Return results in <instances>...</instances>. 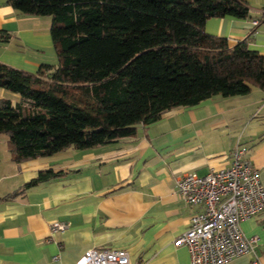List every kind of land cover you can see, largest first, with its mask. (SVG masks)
Here are the masks:
<instances>
[{
	"label": "crops",
	"instance_id": "obj_1",
	"mask_svg": "<svg viewBox=\"0 0 264 264\" xmlns=\"http://www.w3.org/2000/svg\"><path fill=\"white\" fill-rule=\"evenodd\" d=\"M247 1L250 17H212L205 30L233 45L256 29L249 47L264 54V25L252 23L263 16L264 0ZM51 23L50 16L23 14L0 0V29L12 35L0 43V61L33 73L56 64ZM2 98L16 102L19 95L0 87ZM237 146L264 185V88L168 110L116 142L19 163L0 134V264H77L93 248L126 249L132 264H191L188 248L174 240L203 208L181 198L178 180L229 167ZM49 168L65 173L24 188ZM56 221L66 228L53 231ZM241 227L259 243L255 253L228 264H264V210Z\"/></svg>",
	"mask_w": 264,
	"mask_h": 264
},
{
	"label": "trees",
	"instance_id": "obj_2",
	"mask_svg": "<svg viewBox=\"0 0 264 264\" xmlns=\"http://www.w3.org/2000/svg\"><path fill=\"white\" fill-rule=\"evenodd\" d=\"M50 16L57 63L35 73L0 61V134L16 162L88 149L137 133L168 110L264 88V54L250 36L209 34L212 17L247 18V0H7ZM255 28L264 25L260 17ZM12 35L0 29V43ZM39 171L24 188L64 175Z\"/></svg>",
	"mask_w": 264,
	"mask_h": 264
},
{
	"label": "built area",
	"instance_id": "obj_3",
	"mask_svg": "<svg viewBox=\"0 0 264 264\" xmlns=\"http://www.w3.org/2000/svg\"><path fill=\"white\" fill-rule=\"evenodd\" d=\"M256 25L258 20H252ZM237 146L229 167L213 169L205 175L187 172L178 180V192L189 204L202 210L193 214L189 228L174 240L186 246L191 264H228L234 258L255 253L259 236H247L243 220L264 210V185L259 170L244 157ZM52 230H64L66 224L53 222ZM55 256L54 259H57ZM77 264H132L126 249L93 248Z\"/></svg>",
	"mask_w": 264,
	"mask_h": 264
},
{
	"label": "rangeland",
	"instance_id": "obj_4",
	"mask_svg": "<svg viewBox=\"0 0 264 264\" xmlns=\"http://www.w3.org/2000/svg\"><path fill=\"white\" fill-rule=\"evenodd\" d=\"M2 135H6V134L3 133Z\"/></svg>",
	"mask_w": 264,
	"mask_h": 264
}]
</instances>
